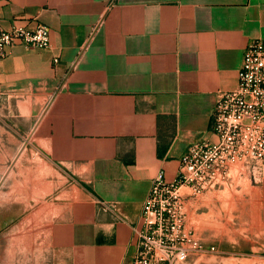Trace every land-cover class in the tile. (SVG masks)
<instances>
[{"label":"crops","instance_id":"0c3cea01","mask_svg":"<svg viewBox=\"0 0 264 264\" xmlns=\"http://www.w3.org/2000/svg\"><path fill=\"white\" fill-rule=\"evenodd\" d=\"M37 24L48 48L0 59V240L28 264H131L153 178L217 140L264 0H0L3 28ZM252 188L264 226V165Z\"/></svg>","mask_w":264,"mask_h":264},{"label":"built area","instance_id":"2783aa9c","mask_svg":"<svg viewBox=\"0 0 264 264\" xmlns=\"http://www.w3.org/2000/svg\"><path fill=\"white\" fill-rule=\"evenodd\" d=\"M48 48L49 28L37 24L33 29L0 25V59L7 48ZM54 62H58L55 58ZM76 63L72 65V69ZM210 117V131L217 140L201 139L191 143L180 156V167L172 180L163 171L153 178L143 204L142 226L136 229L137 252L131 264H178L191 254L213 250L205 246L192 230L185 228V194L197 195L221 187L235 169L249 165L261 174L264 165V39L246 43L235 88L220 91ZM241 173V171H238Z\"/></svg>","mask_w":264,"mask_h":264},{"label":"rangeland","instance_id":"374dc122","mask_svg":"<svg viewBox=\"0 0 264 264\" xmlns=\"http://www.w3.org/2000/svg\"><path fill=\"white\" fill-rule=\"evenodd\" d=\"M252 171L249 165L235 169L221 187L193 196L182 188L186 195L183 205L186 230H192L205 246L214 249L191 254L178 264H264V226L247 217V209L241 206L255 191L252 187L261 177ZM192 209L194 215H190ZM12 243L0 240V264H28V257L19 255L17 242L12 252Z\"/></svg>","mask_w":264,"mask_h":264}]
</instances>
